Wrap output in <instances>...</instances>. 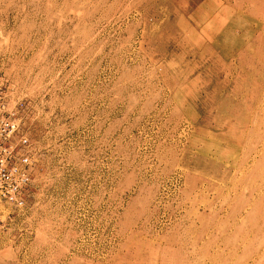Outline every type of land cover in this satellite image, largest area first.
<instances>
[{
	"label": "rangeland",
	"instance_id": "obj_1",
	"mask_svg": "<svg viewBox=\"0 0 264 264\" xmlns=\"http://www.w3.org/2000/svg\"><path fill=\"white\" fill-rule=\"evenodd\" d=\"M0 97V264H264V0H0Z\"/></svg>",
	"mask_w": 264,
	"mask_h": 264
},
{
	"label": "built area",
	"instance_id": "obj_2",
	"mask_svg": "<svg viewBox=\"0 0 264 264\" xmlns=\"http://www.w3.org/2000/svg\"><path fill=\"white\" fill-rule=\"evenodd\" d=\"M8 111L0 97V211L5 205L25 203L34 156L30 139L23 133L21 117Z\"/></svg>",
	"mask_w": 264,
	"mask_h": 264
}]
</instances>
